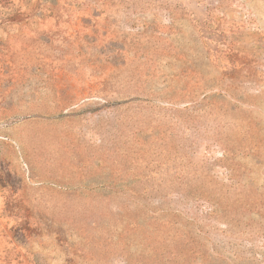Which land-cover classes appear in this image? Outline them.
<instances>
[{
  "label": "rangeland",
  "instance_id": "1",
  "mask_svg": "<svg viewBox=\"0 0 264 264\" xmlns=\"http://www.w3.org/2000/svg\"><path fill=\"white\" fill-rule=\"evenodd\" d=\"M0 264H264V0H0Z\"/></svg>",
  "mask_w": 264,
  "mask_h": 264
}]
</instances>
